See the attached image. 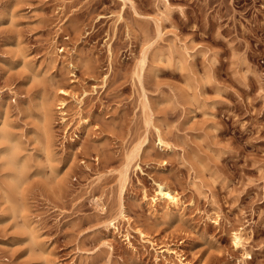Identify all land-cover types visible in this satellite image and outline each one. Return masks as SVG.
Listing matches in <instances>:
<instances>
[{"label":"rangeland","instance_id":"374dc122","mask_svg":"<svg viewBox=\"0 0 264 264\" xmlns=\"http://www.w3.org/2000/svg\"><path fill=\"white\" fill-rule=\"evenodd\" d=\"M0 264H264V0H0Z\"/></svg>","mask_w":264,"mask_h":264},{"label":"bare ground","instance_id":"6f19581e","mask_svg":"<svg viewBox=\"0 0 264 264\" xmlns=\"http://www.w3.org/2000/svg\"><path fill=\"white\" fill-rule=\"evenodd\" d=\"M64 104V103H63ZM159 194L166 200L169 201L170 205H178L179 204V198L178 195L167 185L165 184H159ZM234 244L236 248H242L244 247L243 237L241 234L236 233L234 236Z\"/></svg>","mask_w":264,"mask_h":264}]
</instances>
